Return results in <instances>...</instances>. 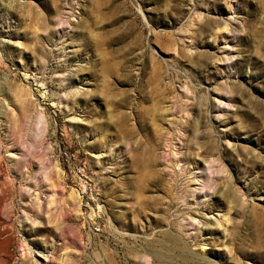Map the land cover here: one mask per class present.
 Wrapping results in <instances>:
<instances>
[{
    "label": "rangeland",
    "instance_id": "rangeland-1",
    "mask_svg": "<svg viewBox=\"0 0 264 264\" xmlns=\"http://www.w3.org/2000/svg\"><path fill=\"white\" fill-rule=\"evenodd\" d=\"M0 82L44 139L5 264H264V0H0Z\"/></svg>",
    "mask_w": 264,
    "mask_h": 264
},
{
    "label": "bare ground",
    "instance_id": "bare-ground-1",
    "mask_svg": "<svg viewBox=\"0 0 264 264\" xmlns=\"http://www.w3.org/2000/svg\"><path fill=\"white\" fill-rule=\"evenodd\" d=\"M216 36L217 33H215L214 40L216 39ZM1 82H4L3 79H1ZM1 82L0 119L3 116H5L7 119L6 121L3 119L1 120V124H3V130L5 133L2 136L0 135V205L3 202L9 200V204L11 208H13V201L11 199L12 197L17 196L22 202L20 204V208L23 213L26 211L25 208L27 207L32 209V205H37L36 209H39L41 211V209H44V205L43 202H40V204L38 205V202L43 195L42 191L44 190V186L39 185V183L37 186L35 185V179L33 181V170L37 162L39 164L43 163L44 156L42 153L39 154L37 149L41 150L40 147L42 146L44 139L35 132L36 124L33 120L32 109L37 106L41 107L42 105L37 102L36 104L32 103L30 99L32 94L30 88H28L27 86L28 84H25L27 87L25 86V88H22L23 90H20L17 94L7 96V93H4L1 89ZM43 85V83L40 84L41 87ZM39 92L40 98H42L43 101L49 98L45 96L44 93H41L40 90ZM34 97L36 98L37 96ZM9 106H11V108L8 109ZM3 121L5 123H3ZM38 133H43L42 129H40ZM45 137H47V135H45ZM2 152L6 154V158L2 156ZM57 167L58 163L55 162L54 168L56 169ZM39 169H43L45 171L46 168L41 165ZM40 174H43L42 176H44L42 182L43 184L47 182L49 184L52 183L49 182L50 173L48 174L46 172H41ZM35 187H38L39 191H37V188L35 189ZM31 190L32 193L30 194ZM35 192L37 193L33 196V193ZM68 196L72 201L71 204L73 205V218L79 219L80 197L79 195L73 193V191L70 192ZM53 203V200H49L46 207H50L51 205H53ZM11 213L12 214L10 216L6 217V222L2 220V216L0 214V234L4 233L8 235L9 233L11 234L17 231V228L14 226V221L17 218L13 217V211H11ZM49 218L50 216L47 219ZM18 219L19 223H23V220L20 216H18ZM18 232L21 233V231ZM38 232L39 231L36 230V233ZM170 237L171 239H173V242L182 243L184 247H187V243H184L182 241L178 233L174 232L170 234ZM0 264H5L3 257L0 258Z\"/></svg>",
    "mask_w": 264,
    "mask_h": 264
}]
</instances>
